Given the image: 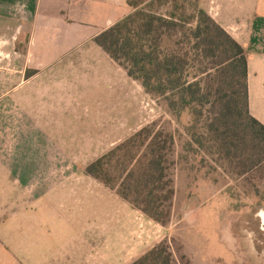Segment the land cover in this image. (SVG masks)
<instances>
[{"label": "crops", "instance_id": "obj_1", "mask_svg": "<svg viewBox=\"0 0 264 264\" xmlns=\"http://www.w3.org/2000/svg\"><path fill=\"white\" fill-rule=\"evenodd\" d=\"M199 4L245 50L250 113L264 125V0ZM131 13L128 0H0V228L8 247L0 249V264H121V253L118 261L116 253L103 256L98 244L92 251L91 239L121 231L124 221L157 229L85 172L54 171V146L90 140L91 117L104 108L102 69L117 67L94 40ZM89 156L73 153L68 161ZM59 238L61 246L52 243Z\"/></svg>", "mask_w": 264, "mask_h": 264}, {"label": "rangeland", "instance_id": "obj_2", "mask_svg": "<svg viewBox=\"0 0 264 264\" xmlns=\"http://www.w3.org/2000/svg\"><path fill=\"white\" fill-rule=\"evenodd\" d=\"M130 1L165 17H169L175 8L173 0ZM199 1L179 0L177 4L184 7L188 16ZM190 29L191 26L186 25L183 31L171 32L172 36L166 33L162 46L169 53L189 54L185 57L189 67L186 72L188 80H203V85L216 87L214 78L200 76L199 70L210 68L214 61L199 59L191 50L195 42L192 38L187 42L185 38V35H190ZM116 65L114 73L109 68L102 69L105 82L100 91V101L104 108L100 109L101 115L91 117L92 128L85 133L90 140L65 149L54 146L57 154L53 156L58 161L54 171L85 172L88 162L95 157L114 149L141 129L154 125L172 135L175 141L170 155L175 195L169 222L166 225L155 222L161 232L145 225L135 229L129 221H124L121 231L113 229L114 234L108 233L105 239H91L92 251L98 244L103 256L116 253L114 257L121 261L119 258L123 255L121 264H126L166 243L171 249L174 264H264V162L256 164V158L250 153L227 156L208 131L207 124L213 118L210 111L205 112L196 129L201 133V144H195L190 129L193 121L190 113L185 111L178 117L165 99L147 93L139 81L128 76L124 66ZM211 73L215 75L214 71ZM99 138L107 140L106 146H93L98 144ZM116 141V145L109 147ZM88 151L89 159H83L79 164L68 161V156L73 153L83 156ZM72 182L75 186L83 183L80 180ZM94 187H99V183L86 188ZM2 231L0 228V249L7 251L8 247L2 243ZM149 235L162 236L148 242L151 239ZM60 238L53 239L52 243L61 246L65 239ZM10 246L19 252L18 242L12 241Z\"/></svg>", "mask_w": 264, "mask_h": 264}, {"label": "trees", "instance_id": "obj_3", "mask_svg": "<svg viewBox=\"0 0 264 264\" xmlns=\"http://www.w3.org/2000/svg\"><path fill=\"white\" fill-rule=\"evenodd\" d=\"M170 0H166L168 2ZM169 17L159 16L128 0L132 13L98 36L94 42L128 76L139 81L149 94L161 97L178 117L188 111L194 143L201 144L196 129L211 112L208 131L227 156L249 154L256 164L264 162V125L250 113L248 61L245 50L200 7L185 15L178 6ZM200 2V1H199ZM190 25L186 41L195 42L192 51L213 65L199 70L202 78L215 79L216 87L186 77L188 62L177 51L163 48L166 33H177ZM215 72V75L211 73ZM197 79V78H196ZM196 130V131H195ZM175 144L170 134L147 126L119 146L88 165L85 173L116 192L135 210L156 223L166 225L175 195L170 175V155ZM133 264H174L170 247L162 243Z\"/></svg>", "mask_w": 264, "mask_h": 264}]
</instances>
